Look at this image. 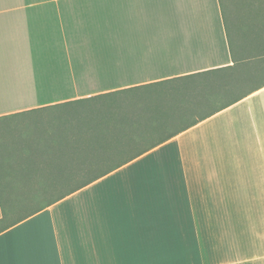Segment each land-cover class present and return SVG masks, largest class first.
<instances>
[{"label": "crops", "instance_id": "obj_1", "mask_svg": "<svg viewBox=\"0 0 264 264\" xmlns=\"http://www.w3.org/2000/svg\"><path fill=\"white\" fill-rule=\"evenodd\" d=\"M222 10L0 0V162L15 173L4 189L67 193L49 186L71 177L69 144L39 121L55 105L147 84L155 106L147 140L107 160L123 165L0 230V264H264V57L241 63L240 91L211 109L194 89L234 65Z\"/></svg>", "mask_w": 264, "mask_h": 264}, {"label": "trees", "instance_id": "obj_2", "mask_svg": "<svg viewBox=\"0 0 264 264\" xmlns=\"http://www.w3.org/2000/svg\"><path fill=\"white\" fill-rule=\"evenodd\" d=\"M223 1L221 0V7L234 65L208 71L206 73L213 79H205V84L195 83L194 89H199L202 97L201 104L208 109L223 100L227 101L240 91L242 80L238 77V70L241 63L256 57H264V28L262 29L264 21L260 18L256 19L258 20L257 28L251 32L249 29L246 30L241 18H234L233 24H230L228 6ZM253 21L256 23L255 20ZM195 76L189 75L188 77L194 78ZM215 78H219L220 81ZM207 85L208 89L203 91ZM188 86L191 85L188 84ZM150 87L151 85L147 84L134 86L55 105V107L59 106L63 109L57 114L49 116V120L46 116L39 120L40 123L55 124V132H50V134L54 135V141L58 146L63 143L69 144L68 151L71 155V162L66 164L71 167V177L50 180V189L67 193L74 192L97 179V177L91 176L104 175L124 164L107 160L113 159L116 153H119L118 148L121 149L122 145L147 140V120H149L147 110L155 107L150 98H147ZM128 94H134L131 103L127 102L124 97ZM140 96H145L147 101L139 99ZM135 103L137 104L136 108L124 107ZM159 117L162 119V115L159 114L156 118L159 119ZM2 119H6V117ZM37 121V119L32 120L33 123H37ZM9 166H11L10 163L0 162V206L2 212L0 230L19 222L38 211L39 208L41 209L67 194H53L56 196L54 199L39 205L37 201L45 194L14 193V191L21 192L25 189H4L7 180L4 182L3 178L15 174L14 170L9 169ZM25 168L26 171H29L31 165L29 164ZM19 181L21 184H30L33 180L24 178ZM27 201L35 204V207L28 208ZM22 211L26 214L15 217L18 212Z\"/></svg>", "mask_w": 264, "mask_h": 264}, {"label": "rangeland", "instance_id": "obj_3", "mask_svg": "<svg viewBox=\"0 0 264 264\" xmlns=\"http://www.w3.org/2000/svg\"><path fill=\"white\" fill-rule=\"evenodd\" d=\"M224 1H225V4H227L228 12L230 13L229 20H228L230 24H233L234 18H241L242 24L244 25L245 28H247L246 30L249 29V31L251 32V30H254L257 28L256 25H257L258 20L256 19L260 18L262 21H264V0H224ZM253 20H255L256 23ZM263 28H264V25L262 26V29ZM48 94L49 92H43L41 93V98L39 100L34 99L33 101L35 102L43 101L44 99H46V98H43L44 95H48ZM124 97L126 98L127 102L129 101V103H131L132 99H134V94L133 95L128 94V95H125ZM139 99L147 101V98H145V96H140ZM124 107L136 108L137 104L135 103V104L124 106ZM28 133H30L29 136L30 138H32L33 135L35 136L39 134L41 135L43 132L42 130L37 129V127L35 128V126H31V131H29ZM131 148H135V146L132 145ZM14 182L15 181H13V183ZM16 192L17 191H14V193ZM55 197L56 196H53V194L51 195L45 194L37 202H39V205H43V204L48 203L50 199H54ZM27 203H28L27 204L28 208L31 209V207L32 208L35 207V204L33 205L32 202L27 201ZM24 214L26 213L23 211L18 212L15 215V217H20V216H23Z\"/></svg>", "mask_w": 264, "mask_h": 264}]
</instances>
